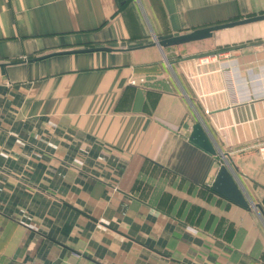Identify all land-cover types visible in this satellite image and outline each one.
I'll return each mask as SVG.
<instances>
[{"label": "crops", "instance_id": "crops-1", "mask_svg": "<svg viewBox=\"0 0 264 264\" xmlns=\"http://www.w3.org/2000/svg\"><path fill=\"white\" fill-rule=\"evenodd\" d=\"M259 14L0 0V264H264V20L146 45ZM225 163L254 206L213 190Z\"/></svg>", "mask_w": 264, "mask_h": 264}, {"label": "water", "instance_id": "water-1", "mask_svg": "<svg viewBox=\"0 0 264 264\" xmlns=\"http://www.w3.org/2000/svg\"><path fill=\"white\" fill-rule=\"evenodd\" d=\"M261 20H264V14L254 15L220 24H214L203 28H197L191 32L177 34L163 39H156L153 43L146 45H157L160 48H164L172 45H180L186 42H191V41H196L211 37L213 33L219 29L233 27V26L261 21ZM139 47H143V46H139ZM93 50H114V49L111 47L103 46V47L78 49V50H73L72 52L93 51ZM189 140L194 144H196L197 146H199L200 148H202L203 150H205L206 152L215 155L218 159H220L221 157L225 158V155L223 153H220L218 149L215 147L214 143L209 138V136L205 132L200 122H197L193 126V130L189 137ZM212 188L215 192L219 193L220 195L228 198L229 200L243 207L249 208L255 205L252 204L249 201V199L246 197L242 188L237 183L235 175L231 171L229 165L226 163L220 167L219 172L214 180Z\"/></svg>", "mask_w": 264, "mask_h": 264}, {"label": "built area", "instance_id": "built-area-1", "mask_svg": "<svg viewBox=\"0 0 264 264\" xmlns=\"http://www.w3.org/2000/svg\"><path fill=\"white\" fill-rule=\"evenodd\" d=\"M203 60H207V57H204ZM130 84L132 85H140V84H144L145 82V77L144 76H136V77H131L129 80ZM262 149H264V147H262ZM50 264H57V263H50Z\"/></svg>", "mask_w": 264, "mask_h": 264}, {"label": "rangeland", "instance_id": "rangeland-1", "mask_svg": "<svg viewBox=\"0 0 264 264\" xmlns=\"http://www.w3.org/2000/svg\"><path fill=\"white\" fill-rule=\"evenodd\" d=\"M146 81H147V80H146V77H145V82H144V83H146Z\"/></svg>", "mask_w": 264, "mask_h": 264}]
</instances>
